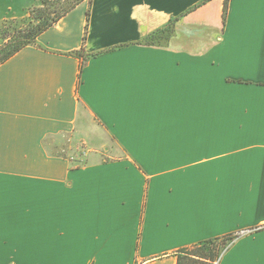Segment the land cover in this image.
Returning <instances> with one entry per match:
<instances>
[{
  "label": "crops",
  "instance_id": "obj_1",
  "mask_svg": "<svg viewBox=\"0 0 264 264\" xmlns=\"http://www.w3.org/2000/svg\"><path fill=\"white\" fill-rule=\"evenodd\" d=\"M224 2L85 0L0 64V264H177L247 229L217 264H264V0Z\"/></svg>",
  "mask_w": 264,
  "mask_h": 264
},
{
  "label": "trees",
  "instance_id": "obj_2",
  "mask_svg": "<svg viewBox=\"0 0 264 264\" xmlns=\"http://www.w3.org/2000/svg\"><path fill=\"white\" fill-rule=\"evenodd\" d=\"M85 0H73L68 3L61 4L58 2L57 5H50L48 0H45L42 5L44 8H40V17L43 19L41 25H39L35 31L30 32L28 35L24 37L23 40L19 42L3 59L1 62L4 63L15 54H17L23 48L29 45H36L37 38L40 34L53 27L56 23H58L64 16L70 13L76 6L82 3ZM230 0H225L223 7V21L224 24L227 19L228 8H229ZM48 6V7H47ZM50 6V7H49ZM52 7L54 9H52ZM89 17V13H88ZM174 22L170 23L165 29L158 30L155 33H152L148 37H146L143 41L146 45H154L160 44L163 40H168L170 33H172ZM74 56L80 58L82 62L81 69L83 70L85 62L90 57H95L99 54L87 55L84 50L74 52ZM233 240V235H229L222 238H214L206 241H202L196 245H193L188 248H184L178 252L177 255V264H217L221 259L222 255L226 250L231 246V241Z\"/></svg>",
  "mask_w": 264,
  "mask_h": 264
},
{
  "label": "rangeland",
  "instance_id": "obj_3",
  "mask_svg": "<svg viewBox=\"0 0 264 264\" xmlns=\"http://www.w3.org/2000/svg\"><path fill=\"white\" fill-rule=\"evenodd\" d=\"M45 0H38L37 3L32 6L24 15L17 18L5 19L0 21V64L7 54L17 45L21 40L24 39L26 35L30 32L35 31V29L41 25L43 19L40 17V8H44L42 3ZM50 5H57L58 2L61 4L71 2L73 0H48ZM48 7V6H47ZM50 7V6H49ZM52 9H54L52 7ZM162 42V41H161ZM86 150V145L82 144L79 153L84 155ZM81 163L84 164L85 160H81ZM256 232L258 229H253ZM253 232V233H254ZM246 236V235H245ZM234 240L231 241L233 243Z\"/></svg>",
  "mask_w": 264,
  "mask_h": 264
},
{
  "label": "built area",
  "instance_id": "obj_4",
  "mask_svg": "<svg viewBox=\"0 0 264 264\" xmlns=\"http://www.w3.org/2000/svg\"><path fill=\"white\" fill-rule=\"evenodd\" d=\"M254 232L253 229H247V230H242V231H239L238 233L234 234L233 235V240H236L242 236H245V235H249V234H252Z\"/></svg>",
  "mask_w": 264,
  "mask_h": 264
}]
</instances>
